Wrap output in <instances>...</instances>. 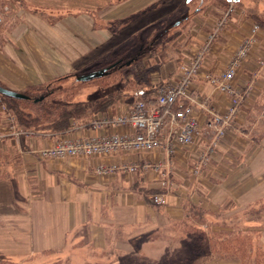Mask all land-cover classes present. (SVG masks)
I'll return each instance as SVG.
<instances>
[{
  "label": "crops",
  "instance_id": "0c3cea01",
  "mask_svg": "<svg viewBox=\"0 0 264 264\" xmlns=\"http://www.w3.org/2000/svg\"><path fill=\"white\" fill-rule=\"evenodd\" d=\"M154 1L19 0L5 14L0 27V82L24 95L29 89L78 74L137 34H151L165 22L159 38L165 37L164 50L142 62L148 73L145 85L126 91L89 122H73L65 133L23 132L8 121L0 104L4 136L0 141V259H6V264H26L27 259L42 255L75 259L77 264L170 263L165 257L186 255L182 247L186 214L193 205L215 215L209 224L216 235L234 230L257 233L264 249V210L251 213L264 204V30L254 33L256 25L238 6L193 78L192 101L184 102L194 107L201 125L193 144L171 143L151 152L121 151L92 158L41 155L65 139L133 135L136 131L131 126L94 123L127 115L139 100L156 105L159 88L180 83L182 67L192 63L233 4L211 0L184 13L191 1L165 0V11L145 14L119 31L96 29L90 14L98 12L107 23L124 22ZM180 12L182 16L171 21ZM248 38L254 43L231 84L241 92L242 102L230 117L225 136L214 144L209 130L212 114L227 116L232 98L214 87L210 78L227 70ZM117 90L119 86L105 89L98 96ZM13 131L22 133L14 136ZM156 196L166 203L154 204ZM217 259H194L189 264H240Z\"/></svg>",
  "mask_w": 264,
  "mask_h": 264
},
{
  "label": "trees",
  "instance_id": "16d2710c",
  "mask_svg": "<svg viewBox=\"0 0 264 264\" xmlns=\"http://www.w3.org/2000/svg\"><path fill=\"white\" fill-rule=\"evenodd\" d=\"M222 1H228L230 5L231 3H233L232 5L236 4V7L238 6L245 10L253 23L264 30V0H249L252 2V5H245L243 0ZM204 4V0H202L201 6ZM144 52L145 51L141 53ZM130 61H132V63L127 65ZM140 61L141 56H138L122 62L124 64L114 62L107 67H104L102 64L101 66L103 67L97 70L88 71V73L81 75L57 79L61 82L75 77L77 81L78 76L89 75L108 68L107 74L102 78L86 82L77 81L78 85L105 83L108 87L110 86L108 85L110 82L119 83L116 84L119 86V90L105 96L97 95L88 99L77 100L74 88L49 92V86L48 88L40 90H36V88L29 89L25 94L28 97L26 100L12 98L5 94H0V100L14 117L19 130L23 132L65 133L72 129L73 122H89L93 117L112 107L117 102L119 96H125L126 91L136 89L141 84L145 85L148 73L143 69H138L137 65ZM120 81H122V83H120ZM0 87L5 91L13 92L1 82ZM40 98L44 99L42 101H36ZM263 210L264 204L260 209H255L251 211V213L256 214ZM186 216V236L188 242H190L192 246L194 255H196L194 257L196 261L210 257H220L236 258L239 260L240 264H264V249L259 243V234L234 230L233 233L216 235L210 230L211 225L209 224V219L215 217V215L206 211L203 207L194 205L187 207ZM42 256L47 257L50 255ZM34 259H36V257L27 259L26 264H31ZM194 259L193 261H195ZM49 260H51L49 263L47 261L40 262V264L61 263L60 260H57L55 257ZM6 262V259H0V264H6Z\"/></svg>",
  "mask_w": 264,
  "mask_h": 264
},
{
  "label": "built area",
  "instance_id": "2783aa9c",
  "mask_svg": "<svg viewBox=\"0 0 264 264\" xmlns=\"http://www.w3.org/2000/svg\"><path fill=\"white\" fill-rule=\"evenodd\" d=\"M234 1V0H233ZM234 9L224 14L215 30L209 35L205 45L198 51L196 57L190 65L182 67V77L176 86H163L158 90L156 105L150 106L145 101H138L127 115L117 117H106L96 120L95 126L117 127L120 125L131 126L136 132L133 135H112L95 139H65L60 141L54 148L41 153L47 159L64 158H92L97 156H108L117 152H151L165 149L168 144L178 143L181 145H191L201 134L200 122L195 117L194 107L185 104L186 100L192 101L190 88L193 78L200 72L205 57L210 51L211 45L217 39L219 32L227 25L229 16ZM3 23L0 14V26ZM259 30L255 26L253 32ZM253 38L244 40L227 70L220 76L210 78L211 83L218 90L230 94L232 98V108L229 114L222 117L212 114L209 122V130L217 140L223 138L230 117L234 116L242 102L241 92L235 90L231 85L234 81L238 69L245 59L248 58ZM2 111L7 115L9 122L15 123V119L10 114L8 108L0 101ZM14 136H19L22 132H12ZM4 138L0 133V141ZM115 169H101L99 173H108ZM126 170L135 172L136 167H128ZM154 204L164 205L166 202L161 196L153 199Z\"/></svg>",
  "mask_w": 264,
  "mask_h": 264
},
{
  "label": "rangeland",
  "instance_id": "374dc122",
  "mask_svg": "<svg viewBox=\"0 0 264 264\" xmlns=\"http://www.w3.org/2000/svg\"><path fill=\"white\" fill-rule=\"evenodd\" d=\"M19 0H0V14L2 15L3 18V22H4V16L6 13H8L10 11V9H12L13 5H17V2ZM129 0H117L116 3H125ZM190 2V6L186 5L183 8V12H187V11H194L196 10L199 6H201V0H189ZM188 1V2H189ZM211 0H204V3H208ZM245 5H252V2H250L249 0H243ZM256 5V4H255ZM19 7V6H18ZM231 8H233L234 10L236 9V4L235 5H231L227 11H230ZM156 10H163L165 11V0H156L153 2V4L151 6H149L148 9L142 10L139 12V14L135 17L130 18L129 20L126 21H121V22H114V24L107 23L105 21H102L99 16H98V12H90V14L93 16L94 20H95V28L96 29H101V28H107V27H112L113 30L119 31L120 29H123L124 27H128L133 25L137 20H140L142 17H144L145 14H153L154 12H156ZM52 14H59L60 12H51ZM62 13V12H61ZM227 13V12H226ZM56 14V15H57ZM183 14V13H182ZM181 12L180 14L177 16V18H173L171 21L173 20H177L178 18H180L182 16ZM3 25V23H2ZM1 25V26H2ZM160 25V24H159ZM157 25V26H159ZM0 26V27H1ZM165 31V22L161 24L160 29H154L153 32H151V34H148L146 32H141L139 34H137L135 37H132L130 40H128V42L126 44H124L123 47L120 48V50L117 51H113L111 54L107 55L105 57V59L103 58V60L101 59L100 61H97L96 63H91L87 66V68H84L83 70H81L78 74L76 75H81V74H85L88 73V71H93V70H97L101 66L102 64L104 65V67L110 66L112 63L117 62V63H122L125 61H128L129 59H133L136 58L138 56H141V61L138 63L137 67L138 69H142V62L143 59L146 58L147 56H155V53L158 51H162L165 48V37H163L162 39H159L161 37L162 32ZM157 39L161 40L159 43H155L154 42L157 41ZM153 44V45H151ZM148 49V50H147ZM147 50V51H146ZM145 51L144 53H141ZM141 53V54H140ZM124 64V63H122ZM145 71V70H144ZM129 72V71H128ZM75 76V75H73ZM65 78V77H62ZM61 79V78H59ZM128 79V77H127ZM127 79H123V80H127ZM110 82V86H117L116 84L119 83H113ZM120 83H122V81H120ZM112 84V85H111ZM107 84L105 83H92V84H88V85H78L76 78H70V79H66L63 81H51L45 85H43L42 87H38L36 88V90H40V89H45V88H49V92H54L60 89H72L74 88L76 91V99L80 100V99H88L90 97H95L97 95H101L104 93L103 90L106 89H111L112 87H108L106 86ZM186 235V234H185ZM185 237V241H183L182 243V247L185 248L186 250V255H181L178 258L177 257H165V262L168 261L170 263H166V264H180V260L182 259H187L185 264H189L193 259V249L192 246L190 244V242H188L187 240V236ZM184 244V245H183ZM48 257V258H47ZM38 256L36 257V259H34L31 264H40V262H47L48 263L51 261L49 259H54L55 256ZM218 258V257H217ZM231 258H218L217 260L219 262L221 261H225ZM60 260V264H77V260L73 259V260H67V259H59ZM176 260V261H175ZM236 261V258L234 259ZM175 262V263H174ZM178 262V263H177ZM192 264V263H191Z\"/></svg>",
  "mask_w": 264,
  "mask_h": 264
},
{
  "label": "water",
  "instance_id": "95a60500",
  "mask_svg": "<svg viewBox=\"0 0 264 264\" xmlns=\"http://www.w3.org/2000/svg\"><path fill=\"white\" fill-rule=\"evenodd\" d=\"M132 63V61L128 62L127 65H130ZM108 72V68L104 69V70H100L98 72L89 74V75H83V76H78L77 77V81L78 82H86V81H91V80H95V79H99L104 77ZM0 94H5L9 97L12 98H16V99H20V100H26L28 99V97L24 94H20V93H16V92H9V91H5L3 88L0 87ZM44 98H40L36 101H42Z\"/></svg>",
  "mask_w": 264,
  "mask_h": 264
}]
</instances>
